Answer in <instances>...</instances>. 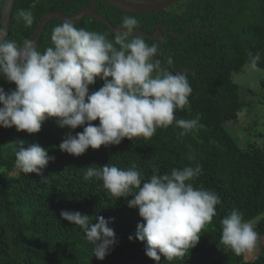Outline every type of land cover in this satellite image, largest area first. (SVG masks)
I'll use <instances>...</instances> for the list:
<instances>
[{
	"label": "trees",
	"instance_id": "trees-1",
	"mask_svg": "<svg viewBox=\"0 0 264 264\" xmlns=\"http://www.w3.org/2000/svg\"><path fill=\"white\" fill-rule=\"evenodd\" d=\"M88 5L89 0H14L8 39L22 44L34 33L44 13L59 11L72 16ZM21 9L32 12L31 27H26L22 18L18 20ZM95 10L117 29H122V17L127 15L135 16L137 29L147 34H152L158 23L177 33L189 27L201 28L183 37L163 33L156 57L170 71L187 75L192 88L190 107L177 110L175 115L178 119L198 118V131L178 137L181 129L173 125L157 129L147 141L125 138L119 145L89 148L77 157L60 151L59 145L70 131L75 135L83 128H61L55 119L46 120L35 134L17 131L14 126L0 127V264H157L146 256V242L135 239L137 225L142 222L138 209L129 208L123 197L109 198L101 180L83 178L89 166L99 168L108 163L122 169L135 163L145 180L154 169L170 174L173 168L199 164L203 171L195 186L203 185L220 197L217 215L197 246L182 260L169 262L162 257L160 264H264V146L248 142L242 147L240 139L225 128L227 122L239 121L246 106L232 75L241 73L246 64L264 71V0H179L147 15L118 11L97 0ZM59 24L56 19L47 22L36 43L38 50L51 46L52 30ZM75 26L104 34L109 40L116 35L89 17ZM144 40L148 45L159 43ZM257 54L260 59L254 62ZM169 57L171 66L167 64ZM103 83L97 78L89 87L90 93ZM0 87L7 92L15 84L0 79ZM21 142L25 147L39 144L54 157L42 175L24 174L15 166ZM234 209L243 213L245 221H256L254 228L260 239L256 256L237 255L219 243L220 221ZM61 210L87 214L93 223L98 216L112 218L109 226L114 229L116 244L104 260L93 256L83 231L63 220Z\"/></svg>",
	"mask_w": 264,
	"mask_h": 264
},
{
	"label": "clouds",
	"instance_id": "clouds-1",
	"mask_svg": "<svg viewBox=\"0 0 264 264\" xmlns=\"http://www.w3.org/2000/svg\"><path fill=\"white\" fill-rule=\"evenodd\" d=\"M17 18L26 27L34 23L30 11L19 10ZM120 27L124 31L109 40L65 19L53 28L51 46L40 51L33 40L25 39L22 44L9 40L7 28L0 22V79L15 84L7 92L0 87V127L14 126L17 131L35 134L46 120L55 119L61 128H83L75 135L70 131L59 145L60 151L77 157L89 148L119 145L125 138L147 141L157 129L173 125L181 129L178 137L198 131V118L178 119L175 115L190 107L192 88L187 75L162 65L156 58L158 46L148 45L134 31L138 28L135 16H123ZM259 59L257 54L254 62ZM167 64H173L171 57ZM97 78L103 86L90 93ZM15 157V166L22 173L38 176L54 160L39 144L25 147L23 142ZM202 171L199 164L173 168L170 174L154 169L145 180L135 163L127 169L108 163L89 166L83 178L101 180L109 198L123 197L129 208L138 209L142 222L135 239L146 242V256L160 264L162 257L169 262L182 260L217 215L218 194L194 184ZM60 217L83 231L98 260H104L116 244L114 229L109 226L112 218L98 216L93 223L89 215L68 210H61ZM220 224L221 245L237 255L254 251L258 233L241 211L232 210ZM128 239L132 241L133 236Z\"/></svg>",
	"mask_w": 264,
	"mask_h": 264
},
{
	"label": "water",
	"instance_id": "water-1",
	"mask_svg": "<svg viewBox=\"0 0 264 264\" xmlns=\"http://www.w3.org/2000/svg\"><path fill=\"white\" fill-rule=\"evenodd\" d=\"M97 0H89V5L72 16H68L59 11H52L44 13L38 20L34 33L30 36L29 40H33L36 43L39 41L43 29L48 21L56 19L61 23L65 19H70L74 24L78 23L83 17H89L92 20L98 21L106 26L112 34H117L118 32L124 31L123 29H117L113 27L105 18L101 17L95 10ZM108 5L114 7L118 11H123L134 15H147L154 12L167 9L169 6L175 4L179 0H103ZM14 0H4L0 9V22H2L7 31L10 26V16L13 7ZM199 27H189L184 33H177L167 30L165 26L161 23L156 24L154 32L152 34H147L140 29L134 30L142 37L158 41L157 46H160L163 42V33L175 35L177 37L185 36L189 31L200 30ZM1 230V228H0ZM1 236V235H0Z\"/></svg>",
	"mask_w": 264,
	"mask_h": 264
},
{
	"label": "rangeland",
	"instance_id": "rangeland-1",
	"mask_svg": "<svg viewBox=\"0 0 264 264\" xmlns=\"http://www.w3.org/2000/svg\"><path fill=\"white\" fill-rule=\"evenodd\" d=\"M232 80L241 88V98L246 103L245 108L240 115L237 123L227 122L226 130L235 139H240L242 147L248 142L254 146H264V71L254 65L246 64L239 74H233ZM255 220L251 223L255 225ZM260 244V239L257 240ZM258 247L251 253H247V257L256 256Z\"/></svg>",
	"mask_w": 264,
	"mask_h": 264
}]
</instances>
